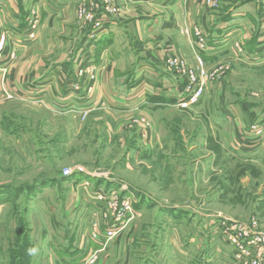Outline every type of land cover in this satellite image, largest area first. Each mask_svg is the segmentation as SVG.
I'll list each match as a JSON object with an SVG mask.
<instances>
[{
	"label": "rangeland",
	"instance_id": "obj_1",
	"mask_svg": "<svg viewBox=\"0 0 264 264\" xmlns=\"http://www.w3.org/2000/svg\"><path fill=\"white\" fill-rule=\"evenodd\" d=\"M203 4L222 12L221 0ZM125 7L80 2L75 23L44 33L55 46H32L36 28L21 44L27 53L11 43L0 54V67L10 68L0 72L9 76L0 77V264H180L170 244L190 251V264H245L235 261L233 233L222 224L251 223L264 234V66L203 60L204 94L186 109L164 98L156 108L148 96L99 98L93 44L105 15L118 18ZM59 53L70 64L63 91L35 95V75L48 74L40 64ZM199 66L198 58L181 64ZM231 105L240 110L235 123ZM80 169L92 180L79 178ZM97 189L131 197L133 216L117 221L96 201ZM66 248L90 254L61 255Z\"/></svg>",
	"mask_w": 264,
	"mask_h": 264
},
{
	"label": "crops",
	"instance_id": "obj_2",
	"mask_svg": "<svg viewBox=\"0 0 264 264\" xmlns=\"http://www.w3.org/2000/svg\"><path fill=\"white\" fill-rule=\"evenodd\" d=\"M83 1L92 0H0V25L12 30L11 42L27 53V44L21 45L22 34L30 28L29 13L35 11L39 33L35 44L31 45L36 48L47 40L52 47L55 46L53 34L46 39L44 33L52 32L55 23L65 27L73 19L75 23L76 7ZM122 1L126 7L121 15L118 18L105 15L106 21L93 44L98 54L96 64L100 67L99 98L141 99L148 96L155 104L151 108H156V102L162 98L180 102L186 78L178 70L183 63L192 65L198 57L209 66L225 60L250 69L264 66V0H221L220 13L205 9L203 0ZM198 34L205 41L204 48L199 44ZM66 56L59 53L48 61V67L40 64L38 70L42 72L48 68V74L35 75L38 85L31 89L35 95L61 94L66 81L63 72L70 67L65 63ZM71 65L73 67L74 61ZM4 67H0V72L9 73L10 68ZM22 71L27 72L24 67ZM5 74L0 73V77L6 80L9 76ZM10 75H14V71ZM125 101L120 100L127 103ZM226 111L231 122L241 119L240 114L235 117L240 111L237 107L231 105ZM247 113L251 116L252 112ZM170 245L175 247L180 264H190V251L186 254L176 245ZM93 247L99 248L94 244ZM103 250H107V246L100 247L98 252ZM56 253L59 254V250ZM60 254L86 257L90 252L66 248Z\"/></svg>",
	"mask_w": 264,
	"mask_h": 264
},
{
	"label": "built area",
	"instance_id": "obj_3",
	"mask_svg": "<svg viewBox=\"0 0 264 264\" xmlns=\"http://www.w3.org/2000/svg\"><path fill=\"white\" fill-rule=\"evenodd\" d=\"M35 11H32L29 18L30 28L28 32H24L22 35V42H27L26 40L32 41L36 37L35 30L37 28V22L34 20ZM201 34H198L200 37ZM27 36V37H26ZM14 46L15 43L11 42V33L9 30L2 28L0 30V54H4L10 44ZM199 44L204 48L205 41L203 38H199ZM16 46V45H15ZM200 61V66L197 70L194 69H184L182 67L179 72H184V76L186 78L187 84L183 86L182 97L179 102V106L181 108H188L194 104H196L204 94V80H205V70L203 69V60L202 58L198 57ZM261 132V133H260ZM259 134L263 135V132L259 130ZM72 171H68L67 174H71ZM88 172L85 169H80V172L77 174H82L85 176H91V174H87ZM94 196L96 197V201L103 203L115 214H117V221L120 219L123 220L126 217L131 218L133 216V201L131 197L125 196L123 201L119 200V197L112 192L108 195L102 189H97L94 192ZM230 222L226 221L223 223V227L225 233L230 231L231 236L233 239L230 238V244H233L234 248V259L237 262L244 261L245 264H264V234L259 233L258 235L253 232V228H251L252 224H242V223H233L228 224ZM253 226L255 223L253 222ZM96 232V231H95ZM229 234V233H227ZM112 232H105L103 233V238L107 239V241L112 239ZM228 235V236H230ZM253 235L254 237H251ZM94 239L100 238V234L96 232L93 233ZM249 238L248 245H245L244 242L247 241Z\"/></svg>",
	"mask_w": 264,
	"mask_h": 264
},
{
	"label": "clouds",
	"instance_id": "obj_4",
	"mask_svg": "<svg viewBox=\"0 0 264 264\" xmlns=\"http://www.w3.org/2000/svg\"><path fill=\"white\" fill-rule=\"evenodd\" d=\"M37 251H38L37 248H30V249L28 250V254H29L30 256H34V255L36 254Z\"/></svg>",
	"mask_w": 264,
	"mask_h": 264
},
{
	"label": "trees",
	"instance_id": "obj_5",
	"mask_svg": "<svg viewBox=\"0 0 264 264\" xmlns=\"http://www.w3.org/2000/svg\"><path fill=\"white\" fill-rule=\"evenodd\" d=\"M79 175V178L83 179V178H87L89 180H92L90 177L88 176H85V175H81V174H78Z\"/></svg>",
	"mask_w": 264,
	"mask_h": 264
}]
</instances>
